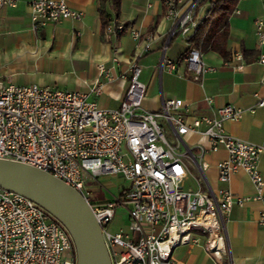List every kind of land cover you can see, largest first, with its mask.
Returning a JSON list of instances; mask_svg holds the SVG:
<instances>
[{
    "label": "built area",
    "instance_id": "2783aa9c",
    "mask_svg": "<svg viewBox=\"0 0 264 264\" xmlns=\"http://www.w3.org/2000/svg\"><path fill=\"white\" fill-rule=\"evenodd\" d=\"M199 0H164V18L171 22L169 38L178 35L189 41L204 16H198ZM16 0H0L1 7H14ZM264 10V1H263ZM33 27L62 19L79 20L81 12L67 0H31L28 4ZM238 13V11H235ZM260 48L258 63L264 66V21H254ZM128 32L138 41L141 32L109 18L106 36ZM150 36H147L148 40ZM165 49V48H164ZM163 49V51H164ZM144 52L148 47H144ZM139 57V55H138ZM137 56L130 65V82L118 109H101L80 92H66L37 85L0 84V159L25 164L61 180L87 202L84 184L102 176L121 175L129 185L107 204L91 206L98 221L112 264H184L177 249L201 246L216 262L225 253L223 226L233 204L264 201V179L258 160L264 141L253 144L231 136L226 121H237L242 110L227 104L216 117L202 116L192 126L182 118L183 102L167 99L160 111L142 108L145 85L139 80ZM241 61V53L232 56ZM186 76L202 82L207 66L199 49L183 56ZM234 66V70L241 69ZM103 65L99 71L103 72ZM177 70L164 54L159 70ZM264 80V73H263ZM94 95L99 87L91 89ZM211 102V98L206 99ZM264 106V97L257 107ZM162 119L176 144L167 141ZM204 124L210 150L220 148L226 160L217 164L218 179L228 182L242 170L254 188L251 196H234L227 189L205 192L183 189L187 175L183 159L191 152L178 150L180 137ZM202 156L205 150L199 148ZM202 169H206L203 164ZM130 203L127 231L110 234L107 226L117 205ZM259 224L264 225L260 215ZM0 264H76L73 242L65 227L49 212L23 195L0 188Z\"/></svg>",
    "mask_w": 264,
    "mask_h": 264
},
{
    "label": "crops",
    "instance_id": "0c3cea01",
    "mask_svg": "<svg viewBox=\"0 0 264 264\" xmlns=\"http://www.w3.org/2000/svg\"><path fill=\"white\" fill-rule=\"evenodd\" d=\"M30 1L16 0L14 7L0 6V68H8L9 85L76 91L86 94L88 100L101 109H118L129 86L130 65L139 55L136 62L140 67L139 80L145 85L144 110L157 112L164 100L180 99L183 121L192 126L194 120L202 116L216 117L218 108L231 104L240 108L242 114L237 121L224 123L227 133L253 144L264 141V106L257 107L258 99L264 97V66L257 61L260 48L254 26L255 20L264 21V0H238L227 18L225 35L219 33L203 41L199 47L202 58L215 70L206 73L202 82L186 76L182 58L189 44L178 35L168 37L171 22L164 18V0H121L118 11L105 1L109 18L141 32L142 38L138 41L128 32L111 36L103 33L99 0H67L70 8L81 12L79 20L62 19L39 27L31 24ZM200 2L196 14L204 16L209 4L200 5ZM147 36H150L148 40ZM144 47H148V51L144 52ZM235 52L242 54L241 61L232 58ZM163 54L176 64L175 72L159 70ZM237 65L242 68L234 70ZM97 86L100 92L94 95L91 89ZM207 98H211V102ZM158 121L168 130L164 120ZM205 129L201 124L196 131L180 137L178 150L191 152V158L183 159L187 175L182 188H200L205 192L227 189L238 197L253 195L254 188L242 170L232 174L228 182L219 181L217 164L226 160L227 153L222 148L210 150ZM170 136L172 144H176L177 139ZM199 148L205 150L202 156ZM203 164H206L204 170ZM258 169L264 179V151L259 155ZM102 185L114 194L111 201L124 190L118 192L104 182ZM261 214L264 216V201L252 200L231 206L222 232L225 253L218 256V264H264ZM175 257L184 264H214L201 246L179 248Z\"/></svg>",
    "mask_w": 264,
    "mask_h": 264
},
{
    "label": "water",
    "instance_id": "95a60500",
    "mask_svg": "<svg viewBox=\"0 0 264 264\" xmlns=\"http://www.w3.org/2000/svg\"><path fill=\"white\" fill-rule=\"evenodd\" d=\"M0 188L25 196L57 219L71 237L76 264H112L90 204L73 188L44 171L2 159Z\"/></svg>",
    "mask_w": 264,
    "mask_h": 264
},
{
    "label": "rangeland",
    "instance_id": "374dc122",
    "mask_svg": "<svg viewBox=\"0 0 264 264\" xmlns=\"http://www.w3.org/2000/svg\"><path fill=\"white\" fill-rule=\"evenodd\" d=\"M7 69L8 68H0V81L4 86L9 85V80L7 78ZM165 136L167 141L172 144V138L168 130H166ZM102 182L107 183L110 188H116L118 192H120L122 189H126L129 185L128 181L119 174L110 175L106 177V179H104V181ZM102 182H99L98 180H92L87 181L84 184V189L87 192V200L92 206L97 204H105V202L111 201L114 196V194L107 189L106 185H102ZM130 206V203H125L123 205H117L115 207L113 219L107 226H105L107 232H109L110 234H114L120 231L125 232L127 230L128 209L130 208Z\"/></svg>",
    "mask_w": 264,
    "mask_h": 264
},
{
    "label": "trees",
    "instance_id": "16d2710c",
    "mask_svg": "<svg viewBox=\"0 0 264 264\" xmlns=\"http://www.w3.org/2000/svg\"><path fill=\"white\" fill-rule=\"evenodd\" d=\"M105 1L107 0H99L98 8L99 17L103 27L107 24L109 19V14L104 7ZM108 1L110 2L112 8L115 11H118L121 0ZM237 2L238 0H201L200 5L203 3H208L209 8L204 14L203 19L200 21L195 35L188 41L189 49H199L204 40L215 38L217 35H220L219 33L225 35L224 28H226L227 18ZM220 29L222 30L220 31ZM108 202H105V204H107Z\"/></svg>",
    "mask_w": 264,
    "mask_h": 264
}]
</instances>
